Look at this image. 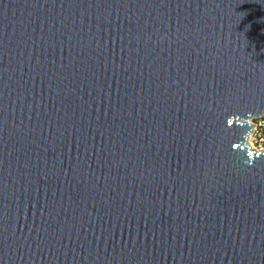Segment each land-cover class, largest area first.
Here are the masks:
<instances>
[{
  "label": "water",
  "instance_id": "1",
  "mask_svg": "<svg viewBox=\"0 0 264 264\" xmlns=\"http://www.w3.org/2000/svg\"><path fill=\"white\" fill-rule=\"evenodd\" d=\"M264 0H0V264H264Z\"/></svg>",
  "mask_w": 264,
  "mask_h": 264
},
{
  "label": "clouds",
  "instance_id": "2",
  "mask_svg": "<svg viewBox=\"0 0 264 264\" xmlns=\"http://www.w3.org/2000/svg\"><path fill=\"white\" fill-rule=\"evenodd\" d=\"M264 115V114H261ZM245 119L249 120V123L246 125L248 130L243 134V138L241 143H245L248 145L246 148V154L249 150L253 153V159L251 163H248L249 166L253 165L255 160L258 159L261 155H264V144L258 145L255 140L254 133L256 132V127L253 123L254 119L256 118V115H253L252 113L246 114L244 117Z\"/></svg>",
  "mask_w": 264,
  "mask_h": 264
},
{
  "label": "built area",
  "instance_id": "3",
  "mask_svg": "<svg viewBox=\"0 0 264 264\" xmlns=\"http://www.w3.org/2000/svg\"><path fill=\"white\" fill-rule=\"evenodd\" d=\"M253 123L257 129L256 132L254 133L256 143L258 145L264 144V135H263L264 117L260 119H254Z\"/></svg>",
  "mask_w": 264,
  "mask_h": 264
},
{
  "label": "trees",
  "instance_id": "4",
  "mask_svg": "<svg viewBox=\"0 0 264 264\" xmlns=\"http://www.w3.org/2000/svg\"><path fill=\"white\" fill-rule=\"evenodd\" d=\"M263 135H264V127H263Z\"/></svg>",
  "mask_w": 264,
  "mask_h": 264
}]
</instances>
